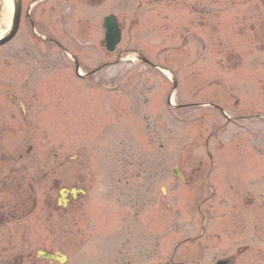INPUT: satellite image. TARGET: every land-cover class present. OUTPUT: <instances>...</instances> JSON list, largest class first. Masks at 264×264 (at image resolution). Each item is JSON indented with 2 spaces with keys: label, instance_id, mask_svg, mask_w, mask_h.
<instances>
[{
  "label": "rangeland",
  "instance_id": "rangeland-1",
  "mask_svg": "<svg viewBox=\"0 0 264 264\" xmlns=\"http://www.w3.org/2000/svg\"><path fill=\"white\" fill-rule=\"evenodd\" d=\"M144 1L106 0L99 10L68 7L67 13H76L69 37L102 42L110 14L124 26L115 53L70 46L88 69L106 64L94 86L75 80L70 64L31 80V61L15 60L17 42L0 48V156L21 162L17 182L7 180L0 190L1 208L11 209L16 195L28 197L26 212L36 199L39 206L14 229L4 228L11 234L0 233V251L51 249L69 257L65 264H215L227 257L234 264L263 262L264 241L256 244L244 225L264 214V201L253 194L263 188L258 193L264 197V100L255 103L264 97V27L261 32L256 25H264V0ZM19 37L30 45L24 32ZM72 38L64 40L72 45ZM129 49L170 64L164 65L178 80L176 94L169 75L135 60L117 64ZM228 88L240 91L237 101L225 94ZM171 94V103L182 105L175 115L167 106ZM206 100L247 117L238 121L243 127L224 125L219 113L200 105ZM253 129L263 154L253 148ZM207 141L216 158L215 196L199 193ZM178 165L191 184L176 181ZM82 180L89 189L85 199L69 211H50L56 188ZM63 215L66 221L59 220Z\"/></svg>",
  "mask_w": 264,
  "mask_h": 264
},
{
  "label": "flooded vegetation",
  "instance_id": "flooded-vegetation-1",
  "mask_svg": "<svg viewBox=\"0 0 264 264\" xmlns=\"http://www.w3.org/2000/svg\"><path fill=\"white\" fill-rule=\"evenodd\" d=\"M2 3V0H0ZM103 0H20L21 2V12H20V21H19V30L15 39L18 41L16 46V58L21 59V54L26 53L28 57H31L30 51L26 50L35 49L33 52V59L37 62L47 65H52L58 67L59 65L63 66L65 63H69L71 52L73 55L77 56L74 48L70 46L82 48L88 45H92L93 48L99 47V41L93 40L81 41L79 39L73 38L72 45L66 43L64 39H68V23L74 20L73 15L69 19V14L67 13L68 5L75 9L76 5H87L89 7L98 8ZM161 0H151V2L156 3ZM149 0L142 2V5L148 4ZM3 20L2 7H0V22ZM259 26V29L264 27L261 21L258 20L256 24ZM48 32L51 34L49 39L44 38L40 32ZM24 32L29 38L30 47L23 44L21 38L19 37L20 33ZM83 37V36H82ZM32 45V47H31ZM97 46V47H96ZM38 50V51H37ZM32 53V54H33ZM38 53V54H37ZM37 54V55H36ZM74 56V57H75ZM78 57V56H77ZM79 58V57H78ZM79 60V59H78ZM72 62V60H71ZM80 62V61H79ZM83 69H87L84 62H80ZM100 65L93 67V69L88 70L86 77L88 81H94V76L99 72ZM83 183V180L81 181ZM73 202V201H71ZM26 203L25 199L15 200L13 207H11L9 213L3 212V209L0 208V226L8 223L10 220L19 216V211L22 209L21 205ZM37 206L34 205L31 211L27 214L30 215L35 212ZM251 236L255 243L260 244V241H264V214L257 216V222L253 224ZM262 253L261 249L258 250V255ZM5 255L0 253V263L3 264H13L15 261H19V264H25V260L20 255L18 256ZM263 262L260 261L258 264H264V257L261 256ZM34 260V255L29 254L27 256V261Z\"/></svg>",
  "mask_w": 264,
  "mask_h": 264
},
{
  "label": "water",
  "instance_id": "water-1",
  "mask_svg": "<svg viewBox=\"0 0 264 264\" xmlns=\"http://www.w3.org/2000/svg\"><path fill=\"white\" fill-rule=\"evenodd\" d=\"M105 27L107 28V46L109 50H114L116 45L120 42V32L117 21L114 17H109L106 20ZM16 29L5 39L0 41V45L8 42L14 36Z\"/></svg>",
  "mask_w": 264,
  "mask_h": 264
},
{
  "label": "bare ground",
  "instance_id": "bare-ground-1",
  "mask_svg": "<svg viewBox=\"0 0 264 264\" xmlns=\"http://www.w3.org/2000/svg\"><path fill=\"white\" fill-rule=\"evenodd\" d=\"M14 0H4L5 3V19L4 22L6 24V26H9L10 24V18H11V14H12V3ZM4 32L0 30V36L3 34Z\"/></svg>",
  "mask_w": 264,
  "mask_h": 264
}]
</instances>
